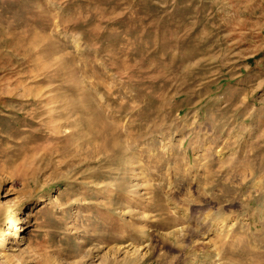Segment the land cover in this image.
<instances>
[{"label": "rangeland", "instance_id": "1", "mask_svg": "<svg viewBox=\"0 0 264 264\" xmlns=\"http://www.w3.org/2000/svg\"><path fill=\"white\" fill-rule=\"evenodd\" d=\"M0 264H264V0H0Z\"/></svg>", "mask_w": 264, "mask_h": 264}, {"label": "bare ground", "instance_id": "2", "mask_svg": "<svg viewBox=\"0 0 264 264\" xmlns=\"http://www.w3.org/2000/svg\"><path fill=\"white\" fill-rule=\"evenodd\" d=\"M2 205H5V203H3ZM21 238H23V236H20Z\"/></svg>", "mask_w": 264, "mask_h": 264}]
</instances>
